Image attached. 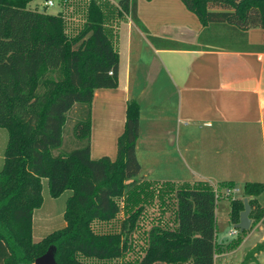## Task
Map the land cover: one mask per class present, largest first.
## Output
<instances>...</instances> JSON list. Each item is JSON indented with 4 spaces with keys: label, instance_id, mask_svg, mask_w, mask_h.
<instances>
[{
    "label": "trees",
    "instance_id": "trees-1",
    "mask_svg": "<svg viewBox=\"0 0 264 264\" xmlns=\"http://www.w3.org/2000/svg\"><path fill=\"white\" fill-rule=\"evenodd\" d=\"M33 1L0 0V128L8 132L0 170V264H33L49 247L55 248L57 264H86L82 259L103 264H214L218 246L211 188L165 185L156 195L159 215L148 211L155 193L137 179L141 166L135 101L127 104L116 159L90 157L93 94L118 87L119 55L107 36L103 7L96 0H57L63 10L49 14L37 6L29 9ZM180 1L203 27L195 50L244 52L249 49L247 31H264V0ZM136 3L120 0L118 15L129 16L155 47L188 50L149 36L137 17ZM70 12L83 15L72 33L66 16ZM67 123L74 124L72 131L67 129V139L73 132L78 141L70 152L62 150ZM43 181L50 197L71 195L63 213L65 227L33 242L32 217L43 204ZM263 192V183L243 187L255 223L264 216L256 200ZM123 198L127 217L116 230L111 222ZM230 208V221L237 223L244 205L233 200ZM100 223L106 224V231L95 229ZM255 253L257 247L243 264L254 261Z\"/></svg>",
    "mask_w": 264,
    "mask_h": 264
},
{
    "label": "crops",
    "instance_id": "crops-1",
    "mask_svg": "<svg viewBox=\"0 0 264 264\" xmlns=\"http://www.w3.org/2000/svg\"><path fill=\"white\" fill-rule=\"evenodd\" d=\"M96 1L106 14V33L119 55V71L118 87L98 89L91 100V159H116L127 104L135 101L136 157L141 166L137 179L155 193L149 201L155 216L159 215L156 195L165 185L206 186L216 201L227 192L233 193L226 197L231 202L249 200L244 185L263 183L258 180L264 178V31H247L249 49L244 52L195 50L203 27L180 0H137V17L149 36L183 44L188 50L163 49L155 47L129 16L118 15L120 0ZM79 14L66 15L71 33L83 23ZM256 200L264 210V192ZM118 205L120 213L111 222L116 230L127 217L125 198ZM39 210L33 213L31 235ZM216 211L214 264H243L255 245L264 241V216L258 223L255 214L250 218L253 232L244 238L230 234L238 231L239 220L232 223L229 213L228 224L234 230L219 239ZM65 225L64 221L62 228ZM106 227L100 223L96 230ZM250 238L255 243L248 246ZM257 255L247 264H263Z\"/></svg>",
    "mask_w": 264,
    "mask_h": 264
},
{
    "label": "rangeland",
    "instance_id": "rangeland-1",
    "mask_svg": "<svg viewBox=\"0 0 264 264\" xmlns=\"http://www.w3.org/2000/svg\"><path fill=\"white\" fill-rule=\"evenodd\" d=\"M46 0H35L34 2L29 4V9H35L34 6L38 7L37 10H44L46 9L47 13H51V14H56L57 12L60 11L61 9V5L58 3L57 0H52L54 5L50 6V7H45L43 6L44 2ZM71 2V0H69ZM63 10V9H62ZM76 119V117H75ZM73 123L75 120H72ZM73 123H67L66 125V129H65V133H64V144H63V151L64 152H70L71 150L75 149L78 146V141L77 139L73 136V132H71V137L70 139H67V129L70 126V129L72 131V128L74 127ZM69 124V125H68ZM69 129V130H70ZM7 141H8V132L5 128H0V170L3 167V163H4V153L6 150V145H7ZM258 182H263L264 183V178L262 180H258ZM239 184V183H238ZM227 196L229 197V195L233 194L230 192L226 193ZM42 197L44 199V204L42 205V207L40 208V210L36 213V217H35V221H34V228H33V232H32V241L33 242H37L43 238H45L46 236L50 235L51 233L58 231L60 229H62L63 225H64V219H63V213L65 210V206H66V201L69 197V193L65 192L63 193L62 196H59L58 198H52L49 195V190H48V185L47 182H43V189H42ZM223 195L219 196L218 201H216L217 204V229H218V238L220 239L221 237H226L228 231L234 230L232 226H230L228 224V214L230 213V206H231V201H229V198H226ZM149 212L151 213L152 210L149 209ZM155 214V213H154ZM259 222V221H258ZM257 222V223H258ZM95 229L97 228V225L95 226ZM253 232L252 227L249 228L248 231L240 233L238 231H232L230 234L233 235L235 233L236 237L237 236H242V237H247L249 232ZM230 235V236H231ZM264 238V236H263ZM248 246H251L253 243L251 241V238L247 241ZM217 243V242H216ZM140 246V245H139ZM255 246H257V252L258 255L257 257H263V259H261V262L263 261L264 264V255L261 254V252L264 251V241L262 243H258ZM138 250V249H137ZM131 256H128V261H135L133 258L134 252L131 251L130 252ZM262 255V256H261ZM82 261L86 262V264H103V263H99L96 260H85L82 259ZM132 263V262H131ZM105 264H115L112 262L109 263H105ZM118 264H123V261H121V263L119 262Z\"/></svg>",
    "mask_w": 264,
    "mask_h": 264
},
{
    "label": "water",
    "instance_id": "water-1",
    "mask_svg": "<svg viewBox=\"0 0 264 264\" xmlns=\"http://www.w3.org/2000/svg\"><path fill=\"white\" fill-rule=\"evenodd\" d=\"M238 2L240 0H234ZM244 209L239 215V223L235 225V229H237L240 233L248 231L251 226V220L249 218L251 207L248 204V200H243ZM33 264H57L55 260V248L49 247L48 250L42 256L35 259Z\"/></svg>",
    "mask_w": 264,
    "mask_h": 264
},
{
    "label": "built area",
    "instance_id": "built-area-1",
    "mask_svg": "<svg viewBox=\"0 0 264 264\" xmlns=\"http://www.w3.org/2000/svg\"><path fill=\"white\" fill-rule=\"evenodd\" d=\"M34 2V1H33ZM32 3V2H31ZM66 3V0H63V4H65ZM54 5V3H53V1L52 0H46L45 2H44V4H43V6H45V7H50V6H53ZM109 75H112V73H110ZM229 193V192H228Z\"/></svg>",
    "mask_w": 264,
    "mask_h": 264
}]
</instances>
